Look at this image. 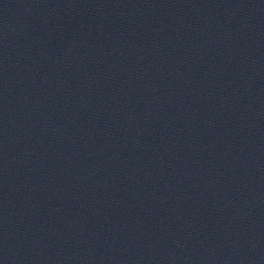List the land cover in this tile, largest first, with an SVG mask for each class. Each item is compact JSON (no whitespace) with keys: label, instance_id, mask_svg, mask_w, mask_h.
<instances>
[{"label":"water","instance_id":"obj_1","mask_svg":"<svg viewBox=\"0 0 264 264\" xmlns=\"http://www.w3.org/2000/svg\"><path fill=\"white\" fill-rule=\"evenodd\" d=\"M0 264H264V0H0Z\"/></svg>","mask_w":264,"mask_h":264}]
</instances>
